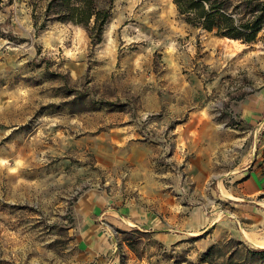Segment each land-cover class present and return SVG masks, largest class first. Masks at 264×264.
Instances as JSON below:
<instances>
[{
  "label": "rangeland",
  "instance_id": "1",
  "mask_svg": "<svg viewBox=\"0 0 264 264\" xmlns=\"http://www.w3.org/2000/svg\"><path fill=\"white\" fill-rule=\"evenodd\" d=\"M50 1L0 0V264H89L70 209L92 162L84 130L97 119L201 110L249 137L264 128L241 116L246 101H264V40L194 28L173 0H112L94 43L49 14ZM134 230L121 235L123 264L221 263L234 249L264 248L227 228L170 249Z\"/></svg>",
  "mask_w": 264,
  "mask_h": 264
},
{
  "label": "crops",
  "instance_id": "2",
  "mask_svg": "<svg viewBox=\"0 0 264 264\" xmlns=\"http://www.w3.org/2000/svg\"><path fill=\"white\" fill-rule=\"evenodd\" d=\"M241 106L244 120L264 123L262 99ZM261 128L249 137L201 110L149 120L129 111L92 122L82 141L92 162L70 209L80 257L123 264L121 235L133 229L164 249L224 228L264 243Z\"/></svg>",
  "mask_w": 264,
  "mask_h": 264
},
{
  "label": "trees",
  "instance_id": "3",
  "mask_svg": "<svg viewBox=\"0 0 264 264\" xmlns=\"http://www.w3.org/2000/svg\"><path fill=\"white\" fill-rule=\"evenodd\" d=\"M179 17L188 25L246 44L264 40V0H173ZM112 0H51L47 12L56 20L83 26L94 43H100L112 17ZM134 231L142 233L140 230ZM124 234L127 231L123 232ZM130 247L133 241L126 238ZM236 243H240L237 241ZM241 244V243H240ZM211 245L204 256L211 255ZM243 255L241 259L237 256ZM264 260V248L234 249L223 262L209 264H255Z\"/></svg>",
  "mask_w": 264,
  "mask_h": 264
},
{
  "label": "built area",
  "instance_id": "4",
  "mask_svg": "<svg viewBox=\"0 0 264 264\" xmlns=\"http://www.w3.org/2000/svg\"><path fill=\"white\" fill-rule=\"evenodd\" d=\"M152 117H155V114H154V113L147 112V113H144V114H143V120H149V119H151Z\"/></svg>",
  "mask_w": 264,
  "mask_h": 264
}]
</instances>
